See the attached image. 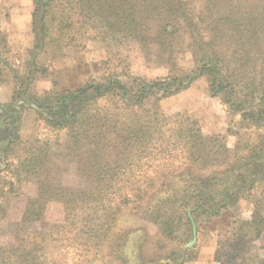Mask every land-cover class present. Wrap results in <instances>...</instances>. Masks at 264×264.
Masks as SVG:
<instances>
[{"label":"trees","instance_id":"16d2710c","mask_svg":"<svg viewBox=\"0 0 264 264\" xmlns=\"http://www.w3.org/2000/svg\"><path fill=\"white\" fill-rule=\"evenodd\" d=\"M85 1L88 2L85 5L91 14L90 18L99 20L105 27L114 30V36L122 33L127 38L132 37L138 45L146 46L143 51L148 61L155 58L153 50L157 41L161 43V48L168 46L169 43H166L168 41L162 34L179 33L181 27L177 28L181 24L180 20L188 23L202 19L201 7L203 10L212 11L217 2H221L181 0L180 4L175 5L177 9L173 10L172 5H168L171 0H167L169 2L165 6H160L158 16L157 8L152 11L156 13L155 16L146 9L137 12V8H140L135 4L137 2ZM191 1L199 5V12L194 10L193 5H189ZM235 1L249 6L260 0H228L229 5L235 7ZM34 3L32 59L28 62L25 73L19 69L13 73L15 87L12 97L8 102L0 103V210L9 211V207L5 208L2 201H8V196L19 190L16 176L21 173L20 169L25 166V170L37 174L42 168L38 169L37 165H44L41 164L44 157H41L39 149L23 139L21 134L24 111L27 108L36 110L38 118L49 129L66 130L67 139L64 145H67L69 153L85 170L88 180L80 187L55 181L56 184L46 190L45 181L49 179H45L48 172L43 167L36 194L27 200L21 223H15L13 226V243L1 247L3 251L0 253V264H45L46 256L39 255V252L45 254L47 245L59 242V237L70 241L68 243L89 246L88 241L77 242V239L73 242L72 224L77 216L90 221L97 219L102 227L108 224L106 229L109 234L119 228L116 223L118 218L104 220L107 211H110L107 209H116V189L107 178L110 173L113 178L117 177L125 162L139 167L143 159L141 155H145L146 159L156 143V129L145 128L143 122L146 121L140 119L138 111L144 115L150 112L157 114V103L162 98L188 88L199 77L209 76L212 94L220 95L231 110L240 113L246 128L264 127V53L259 52L245 57L243 61V64L253 67L242 73L243 77L250 79L249 85L245 86H242L241 80L238 79V69L234 70L214 62L213 57L205 55L196 62L193 69H181L166 77L148 79L134 76L127 66L120 72L106 69L100 76L75 87L59 89L53 86L41 94L36 93L34 83L37 81V74L42 72L38 62L39 54L52 50L58 57L66 55L67 50L76 47V33L79 31L77 28L84 26L77 24V12L74 11L71 0H34ZM94 4L99 6L95 7ZM49 21L56 22L55 29L51 28ZM188 25L192 27V23L189 22ZM89 29L98 27L91 24L87 27V30ZM172 35H168L169 38ZM214 35L215 33L210 41ZM216 38L218 40V35ZM248 42L260 47L264 45V37L259 33L248 39ZM76 63L83 64L84 61L78 59ZM5 73L9 71L0 73V78L6 76ZM149 102H153L151 111L146 109ZM127 111L132 114L130 121L125 119ZM193 136V141L188 137L190 159L197 160L199 156L204 155L205 159L215 161L213 166L218 165L217 151L224 145H219L216 141L209 144L204 140V135ZM160 146L164 150L168 148L164 142ZM245 148L244 157L238 158V153L234 155L236 158L227 155L224 165L219 164L223 166L221 171L197 174L193 169H187L182 175L188 184L177 194H168V185L165 182L141 185L140 188L148 192L136 203L146 208L148 217L146 213L143 214L144 217L159 226L161 235L152 242L147 231L142 228L123 233L120 232L122 229H119L115 250L121 264H186L193 259L192 249H182L181 244L185 239L174 236V233L175 230L178 232L185 227L188 230L186 237L191 235L192 226L188 210H192L197 223L200 219H213L219 217L223 211L237 207L247 193L259 195L252 201L255 213L250 220L239 218L233 223L238 225L234 227L238 229L236 233L245 238L249 233L264 231V217L259 213L260 202H264V137L261 136L255 143H248ZM112 150L116 152L111 153ZM179 175L181 174L169 173L168 177L176 178ZM47 192L55 194L64 204L60 231H51L40 225L45 219L44 202ZM149 192L154 194L147 196ZM162 192L165 195H161ZM124 204L130 206L134 203L126 200ZM162 207L164 211L161 212ZM97 212L100 213L95 214ZM85 220L79 219L76 226L86 228L91 237L98 236V233H91L92 227ZM30 227L33 229H29ZM106 239L107 237L104 238ZM170 242L174 243L172 247L168 245ZM231 248L230 255L216 257L221 264H264L263 256L245 244H239L238 240ZM62 250L69 252L68 249ZM80 258L81 254L76 249L73 257L69 255L67 261L77 263Z\"/></svg>","mask_w":264,"mask_h":264},{"label":"rangeland","instance_id":"374dc122","mask_svg":"<svg viewBox=\"0 0 264 264\" xmlns=\"http://www.w3.org/2000/svg\"><path fill=\"white\" fill-rule=\"evenodd\" d=\"M71 1L75 8L74 11L77 12L75 16L77 24L83 25L84 28H77L79 31L76 33V47L67 50L66 55L58 57L52 50L39 54L38 62L42 72L37 74V81L34 83L36 93L41 94L53 86L59 89L75 87L95 76H100L106 69L120 72L127 66L134 76L148 79L166 77L181 69L186 71L193 69L196 62L205 55L209 58L213 57L214 62L224 64L234 70L238 69V79L241 80L242 86H245L249 85L250 79L246 76L243 77L242 73L253 69V67L243 64L245 57H250L256 52L264 53V45L258 47L255 43L248 42V39L259 33L264 37V0L249 6L238 4L235 1V7L229 5L228 0H221V2H217L216 8L212 11L211 9L203 10L201 7L202 19L188 21V23H192V27L180 20L179 24H181L177 28L181 27L179 33L175 35L162 34L168 41L166 43L169 44L166 48H161V43L157 41L153 50L155 58L152 61L146 59L143 51L146 46L138 45L132 37L127 38L122 33L114 36V30L105 27L99 20L91 19L89 9L85 5L88 2L85 0ZM110 1L137 2L135 4L140 7L137 8L139 9L137 12L146 9L151 13L157 8V16L160 6H165L169 2L167 0ZM180 3L181 0H171L168 5H172V9L175 10L177 9L175 5ZM94 5L95 7L99 6ZM189 5H193L196 12L200 11L199 5L195 2L191 1ZM34 10V0H0V68H2L0 73L9 71V73H5L6 76L0 78V103L8 102L12 97L15 87L13 73L18 69L25 73L26 66L32 59ZM152 14L156 13L152 12ZM162 15H164L163 12ZM48 23L52 29H55L56 22L49 21ZM91 24H95L98 29L87 30ZM212 32L215 35L210 41L213 36ZM168 35L172 36L169 38ZM216 35H218V40ZM78 59L83 60L84 63H76ZM157 104L159 105L157 114L150 112L144 115L138 111L140 119L146 121L143 122V126L156 129V143H154L152 153H148L146 159L145 155H141L143 159L140 161L139 167L125 162L117 177L113 178L110 173L107 178L116 189V209H107L113 213L107 211L104 220L118 218L116 223L119 228L109 234L106 229L108 224H104L102 227L97 219L90 221L85 220L82 216H77L72 224L74 227L73 242L77 239H79L77 242L88 241L89 246L68 243L70 241L59 237L57 239L59 242L47 245L45 254L39 252V255L46 256L45 264H121L115 250L119 229H122L120 232L123 233L142 228L147 231L152 242L161 235L159 226L144 217L143 214L147 212L146 208L136 203L148 192L140 188L141 185L165 182L168 185L167 193L177 194L188 184L187 179L182 175L187 169H193L197 174L221 171L223 166L219 164L224 165L227 155L236 158L234 155L238 153V158L244 157L246 156V145L255 143L261 136L264 137V127L261 129L246 128L241 114L231 110L220 95L212 94L208 75L199 77L188 88L162 98ZM152 108L153 102H149L146 109L151 111ZM125 119L130 121L132 114L128 111L125 112ZM21 134L23 139L28 140L33 147L39 149L41 157H44L41 161L43 162L41 164L44 165L37 166L38 169L45 167L48 172L45 176V179H49L45 181L46 190L53 187L56 184L55 181H61L74 187H80L87 182L85 170L69 153L67 145H64L67 139L66 130L53 131L49 129L38 118L36 110L27 108L24 111ZM194 134L206 136L203 138L209 144L216 141L219 145H224L217 151L218 161L216 163L218 165L213 166L215 161L205 159L204 155L199 156L197 160L190 159L188 137L193 141ZM162 142L168 146L167 150L160 146ZM112 149L114 148L112 147ZM223 150L228 152L224 153ZM115 152L111 151V153ZM42 168L37 174L25 170V166L21 168V173L16 176L19 190L8 196V201H2L5 208L9 207V211L0 210V253L3 251L2 246L12 244L14 241L13 226L15 223H21V216L27 200L36 194ZM169 173L181 175L169 178ZM38 177L39 179H37ZM151 194L154 193L149 192L147 196ZM161 195H165V193L162 192ZM258 196L255 193L251 195L247 193L239 201L237 207L225 210L219 217L213 219H200L198 223L195 221L192 210L189 209L188 216L190 218L189 212H191L197 227L196 242L192 246L189 245L193 240L191 218L192 230L189 237H186L188 230L185 227H182L178 232L175 230L174 233V236L178 235L185 239L181 244L182 249H192L193 259L186 264H221L216 257L230 255L231 247H234L237 240L239 244H245L246 247L264 257V231L249 233L245 238H241L236 233L238 229L234 228L237 224H233L239 218L245 220L252 218L255 213L252 201ZM126 200H130L134 204L126 206L124 204ZM44 203L46 206L45 219L40 222V225H44L51 231H60L62 229L59 227L60 220L64 212L63 202L55 194L47 192ZM135 203L139 208L135 206ZM259 207V213L264 217L263 201L260 202ZM160 211H164V208L162 207ZM98 213L100 212L95 214ZM146 216L148 217V213ZM79 219L88 222L92 227L91 233H98V236L91 237L86 228L77 227L76 222ZM35 224L39 225V223ZM56 227L59 228L55 230ZM105 237H107L106 240H104ZM168 245L172 247L174 243L170 242ZM70 247L73 249L71 250ZM62 249H68L69 252H63ZM76 249L81 254L79 262H68L69 255L73 257Z\"/></svg>","mask_w":264,"mask_h":264},{"label":"water","instance_id":"95a60500","mask_svg":"<svg viewBox=\"0 0 264 264\" xmlns=\"http://www.w3.org/2000/svg\"><path fill=\"white\" fill-rule=\"evenodd\" d=\"M189 215L193 223V240L189 244L190 246H192L197 240V227H196L195 221L192 218L191 212H189Z\"/></svg>","mask_w":264,"mask_h":264}]
</instances>
